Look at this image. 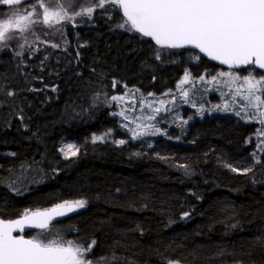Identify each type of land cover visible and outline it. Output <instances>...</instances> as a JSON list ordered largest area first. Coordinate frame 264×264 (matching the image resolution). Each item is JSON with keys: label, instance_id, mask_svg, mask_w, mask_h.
Instances as JSON below:
<instances>
[{"label": "trees", "instance_id": "obj_1", "mask_svg": "<svg viewBox=\"0 0 264 264\" xmlns=\"http://www.w3.org/2000/svg\"><path fill=\"white\" fill-rule=\"evenodd\" d=\"M34 4L27 0L23 9ZM78 17L90 21L78 19L37 42L22 34L17 47L0 54V177L16 178L13 186L0 183V217L85 200L52 231L64 240H95L86 254L93 262L264 264V152L255 163L256 146L248 144L254 127L213 116L193 122L178 143L118 148L86 140L113 127L112 96L170 91L192 68L190 59L198 72L221 69L116 27L119 10ZM9 90L16 95L8 97ZM62 142L75 144L77 154L61 157ZM224 163L255 166L244 175Z\"/></svg>", "mask_w": 264, "mask_h": 264}, {"label": "snow or ice", "instance_id": "obj_2", "mask_svg": "<svg viewBox=\"0 0 264 264\" xmlns=\"http://www.w3.org/2000/svg\"><path fill=\"white\" fill-rule=\"evenodd\" d=\"M0 3L20 5L23 0H0ZM36 3L43 9V20H39L41 14L36 12L38 19L33 23L49 24L53 19L71 20L74 16H87L91 19L97 9L103 10L105 14L113 9L122 10V22L116 27L150 38L162 49L187 50L191 47L222 64L255 65L259 69H264V0H88L89 6H81L80 10L74 12L72 16L68 13L73 7L74 0H63V2L57 0L55 7L51 6V0L48 5L45 4V0H36ZM31 7L35 10L36 4ZM29 16H22L18 11H14L10 18L0 21V42L16 38L14 35H9L13 28L24 31L21 22L29 19ZM20 47L22 48L23 45ZM52 47H59V45L53 44ZM15 55L19 56L21 53L16 52ZM77 55L79 56V53ZM156 58L160 59L159 51L156 53ZM194 58L199 60L200 56L197 54ZM220 75L228 74L220 73ZM188 76L186 72L185 81ZM233 78L239 79V77ZM243 80L248 85L250 103L252 97L258 102L252 106L258 107L259 104H264V100L255 95L258 86L264 84V76L255 79L250 72L243 77ZM118 83L113 81V87ZM6 95L13 97L16 93L9 90ZM98 98L99 94L95 99ZM111 99L115 101L122 97L112 96ZM259 116L260 124L264 125V112H260ZM20 118L23 119V117ZM110 131L103 136H93V141L104 140ZM131 131L132 139L145 134ZM258 131L264 134V129ZM152 134L155 135V131ZM125 143V140L118 141L120 145ZM67 147L69 150L73 149V145ZM61 151L63 152L64 149ZM77 151L78 149L71 151V155L75 156ZM10 155L16 154L10 153ZM64 155L67 157L69 153L64 152ZM253 156L255 157V153ZM255 163H260L258 157L255 158ZM223 166L234 173L246 175L253 171L255 164L242 170L231 163H224ZM21 167L24 168L25 164ZM186 174H190L187 168ZM4 182L13 186L16 178L14 176L0 177V183ZM253 182H256L255 179ZM86 203L85 200L65 201L44 211L26 209L19 219H0V264H93L92 260L86 258V254L92 251L96 244L95 240L87 243L64 240L58 232L55 233L56 238H49L53 236L52 230L55 226L52 221L55 217L64 216L76 208H83ZM183 215L187 217L189 213L185 212ZM26 225L38 228L41 232L31 239H26L22 235H13V232L17 230L23 232ZM258 243L264 246V239L258 240ZM166 264H181V262L167 260Z\"/></svg>", "mask_w": 264, "mask_h": 264}, {"label": "rangeland", "instance_id": "obj_3", "mask_svg": "<svg viewBox=\"0 0 264 264\" xmlns=\"http://www.w3.org/2000/svg\"><path fill=\"white\" fill-rule=\"evenodd\" d=\"M26 1L23 0L20 5H4L0 3V21L10 18L14 11H18L22 16H29L31 13L29 19L21 22V27L24 28V31L13 28L9 35H14L16 38L0 42V49H2L0 54L4 50L11 51L17 47L22 34L28 35L32 38V41L37 42L43 36L58 35L63 25L71 24L78 19L81 24L90 21L83 17L74 16L71 20L65 18L56 21L53 19L49 24L33 23V21L38 19L36 12H40L41 21L43 20V9L36 7L35 10L32 9L26 12L23 9ZM56 2L57 0H51V6L55 7ZM60 2H63V0H60ZM49 3L50 0H46L45 4L48 5ZM81 6H89L88 0H74L73 7L69 9L68 14L72 16ZM2 8L4 10H1ZM39 26L42 27L41 32L38 30ZM32 41H29V43ZM190 64L192 68H184V72L178 82L170 91H165L158 95L143 94L137 90L125 91L119 96L122 99L116 100L117 108L111 114L114 121L113 127L93 132L86 140L90 143L110 144L118 148L135 143L149 145L158 139L178 143L187 134L193 122L216 116L236 119L246 126L254 127L255 133L248 140V144L256 146L255 158H259L264 152V134H260L258 131L264 129V125L259 122V113L264 112V104H259L258 107L252 106L253 104H258V102L252 97L250 103L248 85L244 83L243 77L251 72L255 79H259L264 76V72H258L253 67L240 71L215 70L198 72L197 65L193 59H190ZM186 72L189 76L185 81ZM220 73L228 75H220ZM200 77H203V79H200ZM214 77L215 79H213ZM233 77H239V79H234ZM182 81L185 82L182 83ZM255 95L260 96L264 100V84L258 86ZM120 113H123V115H120ZM188 123L189 125L187 126ZM109 130H111L110 134L104 140L93 141V136H103ZM131 130L144 132L145 134L137 139H132L133 132ZM153 131H155V135L152 134ZM119 140H125L126 143L120 145L118 144ZM68 145H73V149L69 150ZM61 149H64V151L62 152ZM73 150H77V146L71 142H62L59 145V152L63 158L74 157L71 155ZM64 152H68L69 155L65 157ZM38 234L39 232L32 233L29 236L33 238ZM49 238L56 237L53 233V236Z\"/></svg>", "mask_w": 264, "mask_h": 264}, {"label": "water", "instance_id": "obj_4", "mask_svg": "<svg viewBox=\"0 0 264 264\" xmlns=\"http://www.w3.org/2000/svg\"><path fill=\"white\" fill-rule=\"evenodd\" d=\"M121 16H123L122 14V10H120ZM139 34V33H138ZM140 35V34H139ZM141 36V35H140ZM146 38V37H144ZM150 39V38H147ZM151 40V39H150ZM154 42V41H153ZM165 50H172V49H166ZM180 50H185V49H178V50H172V51H180ZM186 51H192L197 53L201 58H203L204 60H206L207 62L219 67L221 70H231V71H239V70H243L246 69L248 67H253L256 71L258 72H264V69H259L257 66L255 65H249V66H229L226 64H222L217 60H212L210 57L205 56L203 53H199L198 49H192L191 47H189ZM78 208H76L74 211L72 212H67L64 216H59V217H55L54 220L52 221V224L56 225L58 223H60L61 221H63L66 217L70 216L71 214L75 213L77 211ZM46 210V209H45ZM39 211H44V210H39ZM20 218V217H19ZM16 218V219H19ZM0 219H5V218H1ZM5 220H9V219H5ZM11 220H15V219H11ZM33 231H40V229L38 228H34V227H29V226H25L23 232H20L19 230L14 231L13 235H24L25 233L28 232H33ZM28 239V238H26Z\"/></svg>", "mask_w": 264, "mask_h": 264}, {"label": "flooded vegetation", "instance_id": "obj_5", "mask_svg": "<svg viewBox=\"0 0 264 264\" xmlns=\"http://www.w3.org/2000/svg\"><path fill=\"white\" fill-rule=\"evenodd\" d=\"M120 11V10H119ZM47 209V208H46ZM37 210H43V209H41V208H37V209H35L34 211H37ZM31 211V210H30ZM17 218H19V217H17ZM16 219V218H15ZM37 232H41V230L40 231H33V232H28V233H30V234H32V233H37ZM30 234H24V235H22V236H24L25 238H28V239H31L30 238ZM104 263H106V262H93V264H104ZM237 264H254V263H252V262H237Z\"/></svg>", "mask_w": 264, "mask_h": 264}, {"label": "bare ground", "instance_id": "obj_6", "mask_svg": "<svg viewBox=\"0 0 264 264\" xmlns=\"http://www.w3.org/2000/svg\"><path fill=\"white\" fill-rule=\"evenodd\" d=\"M188 125H189V123L187 124V126H188ZM187 126H186V127H187ZM0 157H3V155H0ZM26 208H28V207H25V206L22 207V209H26ZM22 209H21V210H22Z\"/></svg>", "mask_w": 264, "mask_h": 264}]
</instances>
